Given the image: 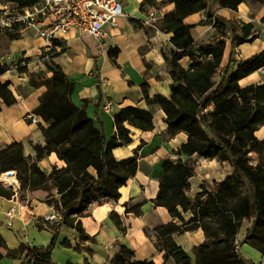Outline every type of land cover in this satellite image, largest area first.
I'll return each mask as SVG.
<instances>
[{
	"label": "trees",
	"instance_id": "trees-1",
	"mask_svg": "<svg viewBox=\"0 0 264 264\" xmlns=\"http://www.w3.org/2000/svg\"><path fill=\"white\" fill-rule=\"evenodd\" d=\"M34 1L3 2L25 7ZM245 1L163 0L174 5L173 10L165 14L157 25L161 31L172 33L170 43L174 49L164 54L172 79L170 96L155 95L149 98L145 94V100L148 104L158 105L164 112L167 135L179 131L187 134V140L178 149V154L215 158L228 162L232 167L230 174L212 183L213 191H204L201 184L200 192L190 198L186 191L188 179L194 172L191 161H163L154 203L165 207L180 224L170 222L154 228L155 246L158 251H163L164 261L170 257L174 264L192 263L189 255L174 242L171 235L195 229L202 230L205 240L192 249L194 264H254L240 256L234 244L242 220L248 218L252 221L243 242L264 255V137L258 140L253 134L264 123V83L244 87L238 84L241 78L264 67V50L244 60H234L233 48L257 37L252 31V23L238 27L236 22L208 10L209 4L214 2L222 9L235 11ZM249 1L264 6V0ZM204 10H207L205 22L216 29V34L209 43H195L190 35L191 26L184 24L183 19ZM261 22H264V14ZM225 31L230 35L231 52L215 82L213 76L220 66ZM4 35L9 40H15L20 36L19 29L14 26V31H4ZM64 50L65 47L61 52L41 51L38 57L42 59L45 69L40 72H28L26 64L30 58L15 61V69L27 73L31 88H45L32 112L47 126H40L44 145H33V160L24 156L21 142H11L0 149V175L15 170L21 189H55L58 195L55 209L61 213L57 229L61 226L73 228L80 240H93L84 232L77 217L91 201L100 198L118 199L119 188L136 172L137 158L132 156L117 161L112 149L130 141L125 122L142 131L151 130L152 113L134 107L120 109L113 115L115 134L105 141L101 125L94 126L86 115L85 101L80 106L72 102L74 83L66 78L61 67L53 61ZM185 56L191 61L187 69L178 62ZM202 57H206L205 62L200 60ZM8 69V65L0 62V76ZM0 99L6 106L15 102L9 82H0ZM204 109L207 110L203 112ZM50 153L63 161L64 166L53 167L46 173L39 169L37 162ZM250 153L258 158L254 165L249 162ZM2 183L0 181V197L10 199L16 190L11 186L6 188ZM240 183L245 186L243 193L234 191ZM125 212L139 216L140 204L125 205ZM181 212L189 213L190 217L184 220ZM110 216L117 228L123 231L118 218ZM57 229L45 247L20 243L16 248H8L0 234V248L11 259L22 255L21 264H55L50 254L57 238ZM85 263H88L86 259ZM107 264L154 262L135 260L133 250L119 244Z\"/></svg>",
	"mask_w": 264,
	"mask_h": 264
},
{
	"label": "crops",
	"instance_id": "crops-1",
	"mask_svg": "<svg viewBox=\"0 0 264 264\" xmlns=\"http://www.w3.org/2000/svg\"><path fill=\"white\" fill-rule=\"evenodd\" d=\"M118 1L124 14L116 18L113 25H105L107 36L102 44L98 45L91 36L80 38L76 31L70 30L63 37L65 50L53 61L61 67L66 78L74 83L72 102L80 106L85 101L86 115L94 126L101 125L105 141L115 134L113 115L120 109L134 107L152 113L151 130L142 131L125 122L130 141L112 149V155L117 161L132 156L137 158L135 174L119 188L120 195L117 200L100 198L91 201L86 210L77 217L84 232L93 240H80L73 228L61 226L57 229L60 221L53 224L43 220L45 215L55 209L54 205L48 204V200L58 199L55 189L29 191L18 188L10 199L0 197V205L6 203L10 206L4 215L9 210L12 212L10 219L5 217L6 226L13 227L15 220V224L17 221L23 226L30 225L39 230H47L46 233L41 234L40 243L36 245L26 243L29 246L45 247L53 231L57 229V240H60V244L79 252V254H71L72 262L67 261L65 264H86L85 259L87 264H107L119 244H124L133 250L134 259L137 261L150 260L154 264H174L170 257L164 261L163 251H158L155 246L154 228L170 222L180 224L176 218L170 216L165 207L154 203L162 175L163 161L192 162L194 172L188 179L189 187L186 191V195L191 198L200 192L201 184L208 183L212 186L214 181H220L230 174L232 167L228 162L218 161L215 158L206 159L197 154L191 156L178 154V149L187 140V134L179 131L167 135L164 112L158 105L148 104L145 100V94L149 98L155 95L170 96L172 79L164 54L174 49L170 43L172 33L144 24L146 12L149 8H154L160 16L159 23L165 14L173 10V3L163 0ZM208 10L238 24L252 23V31L257 37L250 42L235 46L232 55L234 60H244L264 50V26L259 22L264 8L251 9L243 2L233 11L222 9L213 3L212 8L209 4ZM252 10L257 12L254 17L250 16ZM206 13L207 10L199 11L183 19L184 24L191 26L190 35L195 43H209L216 34V29L205 22ZM19 34V38L15 40H9L5 36L0 37V62L9 66V69L0 76V82H9V89L15 98V102L9 106L4 105L0 99V146L21 142L24 156L33 160V145H44L40 126L46 127L47 124L41 118L39 124H30L25 122L23 117L38 105L39 97L45 88L43 86L31 88L28 85L27 73L18 72L14 64L19 58H30L26 64L28 72L44 71L45 67L38 58L43 40L30 28L20 30ZM225 34L228 33L225 31ZM224 40L218 70L226 66L231 52L230 39L224 38ZM178 62L184 69L191 64L186 56ZM262 76L264 73L255 71L241 78L238 84L244 87L264 83ZM107 103L110 104L109 110L104 109ZM253 134L258 140L262 139L264 123ZM37 166L43 172L49 173L53 167H63L64 162L54 153H50L39 160ZM89 172L94 174L92 169H89ZM20 195L22 199L18 198ZM135 203L140 204L139 216L125 212V205ZM110 215L118 218L123 231L117 228ZM181 215L184 220L190 217L189 213L181 212ZM242 221L234 240L238 254L254 264H264V255L243 242L245 232L252 220ZM171 236L190 258L193 247L205 240L201 229L185 231L181 234L173 233ZM20 243L25 242H19L15 247H8L7 244L6 246L16 248ZM2 250L5 255V250ZM21 258L22 255H19L14 260L20 263Z\"/></svg>",
	"mask_w": 264,
	"mask_h": 264
},
{
	"label": "built area",
	"instance_id": "built-area-1",
	"mask_svg": "<svg viewBox=\"0 0 264 264\" xmlns=\"http://www.w3.org/2000/svg\"><path fill=\"white\" fill-rule=\"evenodd\" d=\"M123 9L118 0H35L25 7H4L0 10V32L14 31V26L22 30L33 29L37 36L43 40L41 51L61 52L65 47L64 35L74 30L80 38L91 36L99 44L105 40L107 32L105 25H113L116 18L122 16ZM160 16L154 8L146 12L144 24L151 28H157ZM40 54V53H39ZM257 71L264 73V67ZM109 103L104 107L109 110ZM207 109H204L205 112ZM25 122L39 124L40 117L30 112L23 117ZM14 182H8L14 190L19 188L14 171ZM5 172L4 174H7ZM1 182H3L0 179ZM4 183V182H3ZM6 184V183H5ZM7 219L12 217L9 210L4 215ZM61 219V213L53 209L45 215V222H56Z\"/></svg>",
	"mask_w": 264,
	"mask_h": 264
},
{
	"label": "rangeland",
	"instance_id": "rangeland-1",
	"mask_svg": "<svg viewBox=\"0 0 264 264\" xmlns=\"http://www.w3.org/2000/svg\"><path fill=\"white\" fill-rule=\"evenodd\" d=\"M3 1L4 0L0 1V3L2 4V6L0 7V10L3 9L4 7H7V9H9V8H14L16 6V4H14V3L3 2ZM213 3L214 2L210 3V7L211 8L213 6ZM245 3L248 4V6L251 9L258 8V7L264 8L263 5H260L259 3H255V2H250L249 0H246ZM256 13L257 12L255 10H252L251 13H250L251 14L250 16L254 17V14H256ZM263 14H264V12L262 13V16H263ZM259 22L264 26V22H261V18L259 19ZM236 25L238 27L241 26V24H238V23H236ZM3 36H5L4 32H0V37H3ZM229 37H230L229 33L228 34L224 33L223 39L224 38L225 39H229ZM38 58L42 62V59L40 57H38ZM200 60H202V62H205L206 61V57H202V58H200ZM233 67H234V65H233ZM221 71H222V69H219V70L217 69L216 70V73L213 76V80L215 82L218 81V77H219ZM262 77L264 79V76H262ZM209 110L210 109H208V111ZM4 146H0V149H2ZM248 159H249V162L251 164H253V165L256 164V162L258 161L257 156L254 155L253 153H250L248 155ZM190 163H192V162H190ZM13 171H15V170H13ZM1 175H0V179L2 178ZM16 175H17V172H16ZM16 175H15V177H16ZM2 185L4 187H6V188L8 187V185L5 184V183H2ZM203 186H204L203 187L204 191H206V189L213 191L212 190V186L210 184L204 183ZM234 191L237 192V193H241V192L243 193V192H245V186L243 185V183L237 184L236 187L234 188ZM18 198L22 199L23 197H22V195H20ZM56 202H57L56 200L55 201L48 200V204L54 205L55 208H56ZM9 207H10L9 204H6V203H1V205H0V233L3 236V238L5 239L6 244L8 245V247H15L19 242H25V243H29V244H35V245L40 243L39 241L41 239V234L46 233L47 230H39V229H37V227L33 228V226H30V225L29 226H23V224H20L17 221H16V224H15V220L13 221V227H8V226L5 225L4 212ZM247 220L251 221V218H248ZM58 221H60V220H58ZM53 224H55V222H53ZM241 225H242V223H241ZM37 234H39V235H37ZM26 238L28 240H26ZM57 238H58V236H57ZM57 238H56L55 242L53 243L52 250H51V260H53L52 262L55 263V264H60V263L65 264L67 261L72 262L71 254H79V252L74 250V249H72V248H68V247L62 246L60 244V240H57ZM0 253L2 254V257L0 258V264H21V263H19L18 261L14 260V259L6 257L4 255V251L2 249H0ZM191 254H192L191 263L194 264L195 259H194L193 250H192Z\"/></svg>",
	"mask_w": 264,
	"mask_h": 264
},
{
	"label": "bare ground",
	"instance_id": "bare-ground-1",
	"mask_svg": "<svg viewBox=\"0 0 264 264\" xmlns=\"http://www.w3.org/2000/svg\"><path fill=\"white\" fill-rule=\"evenodd\" d=\"M1 179H2V181L4 182V183H6V184H8V182H13V183H15L14 182V178H13V173H11V174H2L1 175ZM13 180H12V179ZM11 180V181H10Z\"/></svg>",
	"mask_w": 264,
	"mask_h": 264
},
{
	"label": "water",
	"instance_id": "water-1",
	"mask_svg": "<svg viewBox=\"0 0 264 264\" xmlns=\"http://www.w3.org/2000/svg\"><path fill=\"white\" fill-rule=\"evenodd\" d=\"M7 174H11V172H7Z\"/></svg>",
	"mask_w": 264,
	"mask_h": 264
}]
</instances>
